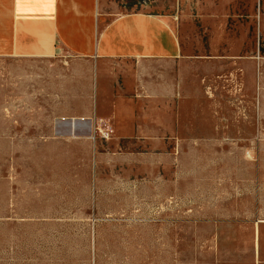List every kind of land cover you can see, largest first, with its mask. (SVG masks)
Listing matches in <instances>:
<instances>
[{"label": "rangeland", "instance_id": "374dc122", "mask_svg": "<svg viewBox=\"0 0 264 264\" xmlns=\"http://www.w3.org/2000/svg\"><path fill=\"white\" fill-rule=\"evenodd\" d=\"M111 3L174 15L182 54L158 84L175 135L159 115L116 139L88 60L0 57V264H256L264 0Z\"/></svg>", "mask_w": 264, "mask_h": 264}, {"label": "crops", "instance_id": "0c3cea01", "mask_svg": "<svg viewBox=\"0 0 264 264\" xmlns=\"http://www.w3.org/2000/svg\"><path fill=\"white\" fill-rule=\"evenodd\" d=\"M114 9L109 0H0V57L66 54L88 60L96 71L97 105L112 109L116 139L139 137L137 128L160 116L171 119L166 136L173 137L176 115L165 97L174 95V84L160 93L158 77L172 71L182 54L174 15ZM113 65L122 72L119 91L111 83ZM130 82L137 88L130 89ZM142 137L144 143L152 142L150 134ZM253 240L256 264H264V232L257 231Z\"/></svg>", "mask_w": 264, "mask_h": 264}, {"label": "built area", "instance_id": "2783aa9c", "mask_svg": "<svg viewBox=\"0 0 264 264\" xmlns=\"http://www.w3.org/2000/svg\"><path fill=\"white\" fill-rule=\"evenodd\" d=\"M109 129V128H108ZM107 130V129H106ZM106 130L105 129H103V131H102V135L103 136H109V131H107V135H106Z\"/></svg>", "mask_w": 264, "mask_h": 264}, {"label": "bare ground", "instance_id": "6f19581e", "mask_svg": "<svg viewBox=\"0 0 264 264\" xmlns=\"http://www.w3.org/2000/svg\"><path fill=\"white\" fill-rule=\"evenodd\" d=\"M74 126H75V129H77V127H78V120L75 122Z\"/></svg>", "mask_w": 264, "mask_h": 264}]
</instances>
